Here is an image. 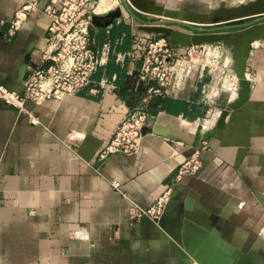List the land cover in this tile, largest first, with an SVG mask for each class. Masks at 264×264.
<instances>
[{"label":"crops","instance_id":"crops-1","mask_svg":"<svg viewBox=\"0 0 264 264\" xmlns=\"http://www.w3.org/2000/svg\"><path fill=\"white\" fill-rule=\"evenodd\" d=\"M24 2L0 0V83L14 86L24 84L27 68L40 63L50 22L43 11L49 0H38L25 24L8 34L9 21ZM121 15H102L90 29L94 47L108 44L87 88L39 105L26 101L36 122L0 100V264H192L158 224L129 222L128 211L131 204H151L196 148L201 167L174 184L165 228L194 218L249 248L264 230V37L250 43L242 100L236 102L242 87L233 49L220 43L231 56L219 72L204 76L201 66L190 65L175 91L145 101L143 94L136 104L147 109L152 96L169 101L148 109L150 120L134 153L100 160L96 151L131 109L117 93V73L107 74V65L114 61L129 76L136 72V85V47L152 34ZM120 21L130 26L127 48L123 32L108 36ZM101 31L105 37L99 43ZM225 79L234 96L226 91L232 98L220 105L216 102L226 97L217 84ZM187 197L193 200L190 210L184 207ZM218 263L228 264L225 258Z\"/></svg>","mask_w":264,"mask_h":264},{"label":"built area","instance_id":"built-area-1","mask_svg":"<svg viewBox=\"0 0 264 264\" xmlns=\"http://www.w3.org/2000/svg\"><path fill=\"white\" fill-rule=\"evenodd\" d=\"M38 0H25L9 21L8 34L19 30L29 14L36 9ZM99 0H49L43 8L50 22L47 27L46 47L40 63L27 68L28 76L21 88L8 82L0 83V100L8 108L25 113L32 122L36 118L25 107L26 101L39 105L47 99L60 100L88 87L92 75L103 64L102 52L92 44L90 27L93 15L109 9H98ZM206 26V25H203ZM201 27V26H200ZM108 32V29H106ZM140 66L139 80L150 83L144 101L151 95L175 91L181 84L192 59L184 60L183 54L193 49L210 50L212 61H218L223 48L220 42L200 43L187 46L171 44L164 36L149 35L145 43L137 44ZM219 54V55H218ZM206 64L201 63L202 69ZM150 113L144 103L132 107L115 126L108 140L96 151L97 158L105 159L111 154L134 153L140 144L143 128L148 125ZM200 148H196L174 171L166 188L148 206L131 204L129 222L150 221L156 223L164 216L167 203L174 194V184L184 176L195 175L201 167ZM111 185L119 189L118 181ZM125 196L124 193H122Z\"/></svg>","mask_w":264,"mask_h":264},{"label":"water","instance_id":"water-1","mask_svg":"<svg viewBox=\"0 0 264 264\" xmlns=\"http://www.w3.org/2000/svg\"><path fill=\"white\" fill-rule=\"evenodd\" d=\"M120 2L122 3L124 9L138 22H140L143 27H148V32L164 34L169 38V41L174 44L187 46L191 44L220 42L224 46L232 48L234 72L242 87L239 99L236 100V102L242 100L245 97L247 93L245 61L250 52V43L256 39L264 37V0H248L246 2H239L229 6L220 5L213 10H199L183 15H180V13H178L176 10H162L154 3L153 0H120ZM143 10L158 14L159 16L164 15L168 18H160L154 21H145L138 17V15L135 13H143ZM253 16H256V18L251 22L231 23L236 20H241ZM102 17L104 16L93 15L91 20L92 25L99 24L98 20ZM186 20H188V22H186ZM170 24L184 25L189 28L190 31H182L175 28H170ZM198 25H206L208 27H200ZM230 29L236 30L234 32H230ZM25 67H27V64ZM26 75L28 76V71ZM22 86L23 84L17 87L21 88ZM145 128L146 127L143 128V131L145 130ZM192 202V198L187 197L184 200V207L189 210L192 209ZM164 216H162L157 222L158 226L163 229L166 234H170L172 240H176L174 241L175 245L180 246V244H178L179 240L176 239V235L178 234V232L171 231L172 227L165 228L164 223L166 222V220ZM186 222H189V220ZM150 223L155 224L153 222ZM199 226H202L205 231H203ZM199 226L198 227L200 228L202 234L196 233V236L194 237V239H192L194 240L192 241L193 245L189 247V252L194 258L196 256L198 262L201 261L200 264H219L214 259H210L208 255L199 257L197 254L203 249V247H206L205 242L209 241L212 236H216L220 247H223V249H228V255H226L225 257V260L227 259L228 264H232L235 262H239L240 264H242V260L238 259L237 255L235 254L238 252L236 243H234L233 241L231 242V244L222 242L221 238L219 237L223 234L219 233L218 230L212 228L206 223L200 222ZM203 236H205L204 239ZM223 236L225 238H228L225 235ZM197 241H199V248L194 249V244ZM179 252L183 254L181 250H179ZM189 261L192 262L191 259H189Z\"/></svg>","mask_w":264,"mask_h":264},{"label":"rangeland","instance_id":"rangeland-1","mask_svg":"<svg viewBox=\"0 0 264 264\" xmlns=\"http://www.w3.org/2000/svg\"><path fill=\"white\" fill-rule=\"evenodd\" d=\"M153 1L162 10H165V9L176 10L178 13H180V15H183L186 13H192L194 11H199V10L200 11L213 10L220 5L229 6V5L239 3V2H246L248 0H153ZM107 6H109V9L106 12L100 13L98 15H105L112 11H117L119 13L122 12V15L120 16L121 19L123 18L129 19L131 24L133 25L140 24V22H138L134 17H132L124 9L120 0H102L100 2V7L98 9H105L107 8ZM135 13L138 15V17H140L141 19L145 21H154V20L160 19V17L152 16L150 14L138 13V12H135ZM99 21H102V20L99 19L98 22ZM93 26L95 25H92L90 29ZM198 26L208 27V26H203V25H198ZM169 27L182 30V31H190L189 28H187L184 25H180V24H170ZM144 28L148 32L147 30L148 27L145 26ZM151 35L164 36V34H156V33H152ZM211 56L212 55L210 53V50L196 48V49H193L190 53L184 52L183 59L188 60L191 58L192 63L190 65L191 66L193 65V67L195 68L199 67L201 63L206 64L203 70L204 76L210 77L213 75V72L215 73L219 72L220 67H222V62H224V60L226 59L227 60L230 59L229 57L231 55L230 53H226V52L220 54L219 56L220 58L218 59L219 62L212 61L213 58ZM232 66L233 64H232V59H231L230 69H232ZM231 87H232V84L230 83V81H228V79L224 80L223 85H222V81H220L219 84H217V88L219 89L221 88L222 90H224V91L220 90L221 96L223 95L226 98H225V101L222 103V101L219 102L220 100H222V98L220 97L219 101H217L216 103L221 105L224 103H228L231 100L232 95L234 96V92ZM226 91L232 93L231 98L228 97L229 94ZM199 225H200V222L193 218L192 220H189V222H183L171 228V231L178 232V234L176 235L177 236L176 239L179 240L178 244H180V250L187 258L191 259L192 264H196V263L198 264V259L196 258V256L194 258L192 254L189 252V249H190L189 247L193 245L192 241H194L192 239H194V237L196 236V233L202 234L199 227H201V229L205 231L202 228V226H199ZM167 236L171 238V235L168 233H167ZM204 238L205 236H203V239ZM219 238H221V241L226 244H231L232 242L231 239L225 238L223 235H221ZM173 241H176V240L173 239ZM198 248H199V241H197L194 244V249H198ZM237 251L238 252L235 254L237 255L238 259L242 260V264H264V230L261 235L257 236L256 241L253 242L250 248H249V245H244V246L240 245L239 247H237ZM197 254L200 255V251ZM258 257H260L262 263H259Z\"/></svg>","mask_w":264,"mask_h":264},{"label":"trees","instance_id":"trees-1","mask_svg":"<svg viewBox=\"0 0 264 264\" xmlns=\"http://www.w3.org/2000/svg\"><path fill=\"white\" fill-rule=\"evenodd\" d=\"M124 33V42L123 48L129 47V44L132 40V36L130 33V26L120 21L118 24H113L110 29L108 36L110 39H114V37L120 33ZM165 36V35H164ZM105 37L104 31H101L96 34V39L99 43L103 41ZM169 41V38L165 36ZM169 43L174 44L169 41ZM175 45V44H174ZM107 74L111 75L113 72L117 73V78L115 80L117 85V93L119 96L126 102L129 107H133L134 104L140 99V97L147 92L150 83L138 81L136 85H134L137 77V73L133 72L132 75H127L126 70L124 68H120L114 61H110L107 65ZM168 98L159 99L158 97L152 96L150 99V103L148 104V109H153L157 107V103H160V107L163 106L166 102H168Z\"/></svg>","mask_w":264,"mask_h":264},{"label":"bare ground","instance_id":"bare-ground-1","mask_svg":"<svg viewBox=\"0 0 264 264\" xmlns=\"http://www.w3.org/2000/svg\"><path fill=\"white\" fill-rule=\"evenodd\" d=\"M102 0H99L98 1V8L100 7V2H101ZM143 13H145V14H150V15H152V16H156V17H160V18H162V19H165V18H168V17H166V16H164V15H158V14H155V13H150V12H148L147 10H143L142 11ZM186 22H188V20H186ZM194 232V231H193ZM215 237L214 236H212L210 239H209V241H206L205 242V246L206 247H203V249L200 251V255H198L199 257L201 256H204V255H208L209 256V258L210 259H214L215 261H217L218 262V260H219V258H221V259H224L225 257H226V253L224 252V250H222L221 248H220V246H217V244H216V241H215ZM219 247V250L220 251H222L221 252V254H219L218 255V253L219 252H215V247ZM205 258V257H204ZM217 259V260H216ZM199 263H201V261H199Z\"/></svg>","mask_w":264,"mask_h":264}]
</instances>
